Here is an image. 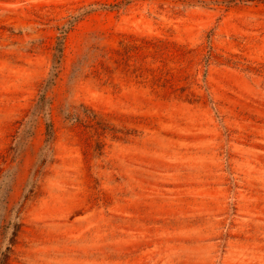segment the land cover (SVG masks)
I'll return each instance as SVG.
<instances>
[{"label": "rangeland", "instance_id": "374dc122", "mask_svg": "<svg viewBox=\"0 0 264 264\" xmlns=\"http://www.w3.org/2000/svg\"><path fill=\"white\" fill-rule=\"evenodd\" d=\"M0 264H264V0H0Z\"/></svg>", "mask_w": 264, "mask_h": 264}, {"label": "trees", "instance_id": "16d2710c", "mask_svg": "<svg viewBox=\"0 0 264 264\" xmlns=\"http://www.w3.org/2000/svg\"><path fill=\"white\" fill-rule=\"evenodd\" d=\"M58 51L61 52V48H59ZM40 100H41V102L45 100L44 95L41 96ZM39 108H41V107H39ZM46 134H47L46 143H47V146H48L50 144V142L54 138V129H53V123H52V121H48L47 122V131H46ZM48 148H49V146H48ZM43 161H45V159H43Z\"/></svg>", "mask_w": 264, "mask_h": 264}]
</instances>
